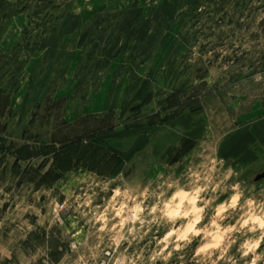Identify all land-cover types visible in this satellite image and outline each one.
<instances>
[{"label": "rangeland", "instance_id": "1", "mask_svg": "<svg viewBox=\"0 0 264 264\" xmlns=\"http://www.w3.org/2000/svg\"><path fill=\"white\" fill-rule=\"evenodd\" d=\"M20 16L0 264H264V0H76L29 48ZM66 144L84 160L61 171Z\"/></svg>", "mask_w": 264, "mask_h": 264}, {"label": "trees", "instance_id": "2", "mask_svg": "<svg viewBox=\"0 0 264 264\" xmlns=\"http://www.w3.org/2000/svg\"><path fill=\"white\" fill-rule=\"evenodd\" d=\"M75 0H19L15 4H0V38L5 32L6 26L10 18L14 14L25 13L28 18L27 27L23 30L24 41L27 44V48L31 46L32 43L40 42L42 45H46L48 37L60 31L63 25L65 17L68 15L72 5ZM192 8V5H190ZM187 12V11H186ZM181 12V13H186ZM192 14V13H191ZM100 15L96 14L95 17ZM118 13H110L106 15L104 20L108 22V42L114 40V36L120 28H122L123 23L118 21ZM111 18V22H110ZM188 18H191L190 16ZM187 18V19H188ZM107 22H105L107 24ZM107 33V32H106ZM24 48V44H19L11 52L0 54V61L5 60L2 68L5 70L6 67L9 68L8 72L10 74L7 76L11 78L9 84H0L1 91L5 94H9L11 86H16L18 79L15 77L16 74L23 72L29 58L32 55V51L26 56V59H22L20 56V50ZM16 69L15 71H12ZM6 71L4 74H8ZM6 75L3 76V79ZM74 144H66L60 148H54L55 160L58 164V168L62 171L63 166L66 170H70L72 167L76 166L79 161H83V154H77L78 149L73 147ZM73 148V149H72ZM95 148V147H94ZM96 149V148H95ZM76 157L74 159V156ZM29 157H23V159H28ZM89 158H85L88 160ZM59 162V163H58ZM61 173H58L59 177ZM57 177V178H58Z\"/></svg>", "mask_w": 264, "mask_h": 264}, {"label": "crops", "instance_id": "3", "mask_svg": "<svg viewBox=\"0 0 264 264\" xmlns=\"http://www.w3.org/2000/svg\"><path fill=\"white\" fill-rule=\"evenodd\" d=\"M76 1V0H75ZM20 17H22V19H24V21H26V26L28 24V18H27V15L25 13H20Z\"/></svg>", "mask_w": 264, "mask_h": 264}, {"label": "clouds", "instance_id": "4", "mask_svg": "<svg viewBox=\"0 0 264 264\" xmlns=\"http://www.w3.org/2000/svg\"><path fill=\"white\" fill-rule=\"evenodd\" d=\"M197 191H200L199 189L197 190ZM178 195H179V193H178ZM185 195H187V194H185ZM135 218H139V217H135ZM259 226L261 227V228H264V222H260V224H259ZM189 230H191V229H189ZM250 230H253V229H250ZM183 238V237H182ZM257 243H258V241H257ZM246 254V253H245Z\"/></svg>", "mask_w": 264, "mask_h": 264}, {"label": "water", "instance_id": "5", "mask_svg": "<svg viewBox=\"0 0 264 264\" xmlns=\"http://www.w3.org/2000/svg\"><path fill=\"white\" fill-rule=\"evenodd\" d=\"M263 177H264V172H263V173H261V174H259V175L257 176V178H256V179L258 180V179H261V178H263Z\"/></svg>", "mask_w": 264, "mask_h": 264}]
</instances>
